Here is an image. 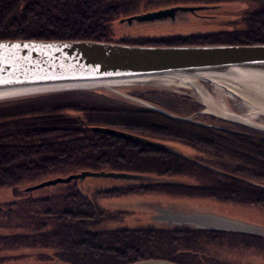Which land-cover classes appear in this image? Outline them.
I'll use <instances>...</instances> for the list:
<instances>
[{"label": "trees", "instance_id": "16d2710c", "mask_svg": "<svg viewBox=\"0 0 264 264\" xmlns=\"http://www.w3.org/2000/svg\"><path fill=\"white\" fill-rule=\"evenodd\" d=\"M231 1L234 0H0V40L110 42L113 21L138 14L141 4L146 12L180 4L210 11ZM243 1L255 6L245 15L244 31L193 34L190 38L159 37L152 44L190 46L191 41L198 40L208 45H264V0ZM167 5L173 6L166 8ZM90 92L0 101V189H11L16 195L0 206V228L7 229L0 234V264L19 261L18 258L29 259L30 264H132L145 259L203 264L198 258L201 244L264 248V237L258 235L188 226L94 231L101 223L117 217L98 208L74 182L64 187V194L29 198L24 193L26 196L19 197L17 188L24 183L43 182L57 176L66 178L88 170L142 177L141 181L100 189L93 194V200L166 190L178 196L210 195L264 207V186H245V179L235 180L232 177L238 174L228 171H233L230 166L234 169L238 166L244 177L251 173L252 178L262 179L264 183V136L215 134L192 125L180 126V121L143 107L116 109L100 104L97 93L93 96L98 100L96 97L89 100L86 94L91 95ZM107 124L119 125L124 132L130 130L128 134L135 131L138 134L133 135L155 140V145L149 147L90 129ZM172 136L207 153L228 172L218 167L217 171L208 170L183 160L161 143ZM196 169L216 176L217 186L195 189L169 178ZM152 171L155 177L147 174ZM8 227L16 231H8Z\"/></svg>", "mask_w": 264, "mask_h": 264}, {"label": "water", "instance_id": "95a60500", "mask_svg": "<svg viewBox=\"0 0 264 264\" xmlns=\"http://www.w3.org/2000/svg\"><path fill=\"white\" fill-rule=\"evenodd\" d=\"M201 9L203 8L194 6L159 9L124 18L119 23L125 22L130 26L135 22L146 24L167 19L173 21L180 13L196 14ZM158 77H173L179 81L185 77L200 80L207 78L211 81L231 77L233 81H238L236 83L247 85L248 88H255L257 83L264 86V45L156 47L86 40L71 42L40 39L0 40V101L51 93L93 91L100 85L127 87L133 82H144ZM220 88L230 94L233 93L225 85ZM155 112L180 122L206 126L195 122L193 118L175 117L161 110ZM229 116L232 119L235 118L233 122L236 124L264 131V125L257 127L242 122L238 116L235 117L232 114ZM90 129L93 132L109 134L149 147L155 145L154 141L108 127L96 126ZM172 152L182 156L177 150L173 149ZM88 177L126 182L142 180L140 175L132 173L87 170L66 178L55 177V179L46 180L27 188L26 191L33 192L45 187H54L57 184L66 185L72 181L86 180ZM153 217L154 221L170 227L188 226L197 230L225 231L264 237V227L211 213L174 212L165 207L157 209ZM132 264L176 263L150 259Z\"/></svg>", "mask_w": 264, "mask_h": 264}, {"label": "rangeland", "instance_id": "374dc122", "mask_svg": "<svg viewBox=\"0 0 264 264\" xmlns=\"http://www.w3.org/2000/svg\"><path fill=\"white\" fill-rule=\"evenodd\" d=\"M173 6V5H167ZM180 6H186L184 4H180ZM219 8L210 10V11H199L196 14H183L180 13L176 16V18L171 21L167 19L165 21H156L155 23H146L139 24L137 22L132 25H128L124 22V24H120L119 20L113 21V24L110 26V34L111 40L109 43H118L121 45H125L120 43L122 41H126L128 45H139L145 44L146 46H162V43L153 45L152 41L158 39L159 37H168L174 36L178 38L179 36L189 37L200 34H211L212 32L222 33V32H233V31H244V22L245 15L247 12L252 11L255 7L254 5L246 2V1H231V3H221L218 5ZM171 8V7H168ZM145 8L140 5L137 11L138 14H145ZM151 10H149L150 12ZM122 20V19H121ZM127 40H133L129 42ZM175 41V40H174ZM106 42V41H104ZM108 42V41H107ZM191 44L194 46L208 45L207 43H202V41H191ZM140 45V46H145ZM218 45V44H212ZM228 45V44H225ZM169 46V45H168ZM166 46V47H168ZM171 46V45H170ZM172 46H189L182 44H175ZM164 47V46H163ZM178 83L179 81H175ZM127 90H120L116 88V92H111L109 90L105 91H92L91 95H87L89 100L95 98L98 100L97 96H93L94 93L100 95L98 102L100 104H105L110 107L119 108H139L143 107V109H147L148 111H164L169 115H173L175 117L180 118H193L195 117L199 122H208V120H222L221 123H227V125L235 126L237 128H233L235 133L237 134H246L251 137L250 134L254 135L259 134L262 138L264 136V131L254 129L250 126H243L241 124L234 123L233 119L229 116V114L235 115V117H239V120L245 123H250L255 126L264 125V116L258 117H250L247 113L251 112L249 109V105L247 102L243 100V97L240 94L227 93L228 91H224L223 89L212 86L211 84L204 83L201 84L202 88L199 91V95L197 94V90L194 88H188L181 86L179 89H175L174 87H168V89H156L151 87H132ZM127 86V87H129ZM125 86H120V88H127ZM199 88V86L197 85ZM194 92V93H192ZM192 94V95H191ZM141 96V97H140ZM33 97V96H30ZM28 97V98H30ZM102 98H106L109 100H104ZM210 98V102L214 105V110L208 109L206 106H203V100L206 102ZM212 98V99H211ZM22 99V98H20ZM130 104H129V103ZM209 102V101H208ZM128 103V104H127ZM157 104L159 106L154 105ZM163 108H162V107ZM208 109V111H207ZM209 112H212L210 114ZM157 113V112H156ZM227 113V114H226ZM159 114V113H157ZM160 115V114H159ZM198 115V116H197ZM162 116V114L160 115ZM200 116V117H199ZM215 120V121H216ZM236 122V121H235ZM217 124V123H216ZM100 127L111 128L116 131H123V128L113 125H104ZM116 127V128H115ZM118 128V129H117ZM130 131V130H129ZM127 131L126 133H128ZM132 134H138L135 131L131 132ZM178 137L172 136V138H167V141L161 142L168 146L170 149L177 150L181 154H186L192 158H199L201 152L196 148L187 144L188 142L177 140ZM159 139V138H158ZM153 140V139H152ZM162 140V139H161ZM155 142V140H154ZM160 142V141H158ZM206 160H202L199 158L201 162L204 164H208L213 166L214 168H219L220 170H225L223 167L217 165L219 162H214L209 158H205ZM235 167V166H234ZM234 169L230 166L229 169L233 170L229 172L238 174V176L232 177L235 180L241 179L247 181V185H259L264 186L262 179H254L252 178L254 174L243 176V170L238 166ZM227 171V170H225ZM227 171V172H228ZM237 171V172H236ZM78 173H81L77 171ZM240 173V174H239ZM150 177H155L156 173L154 171L148 172ZM249 176V177H248ZM60 177V176H57ZM230 177V176H229ZM248 177V178H247ZM64 178V177H63ZM171 180H176L178 183L182 184V186H191L192 188H210L213 185L217 186L216 176L212 174H205V172L200 171L198 169L193 171H185L183 175L176 174L172 177H169ZM55 178L44 179L52 180ZM43 181V182H44ZM239 181V180H238ZM74 182V186H78L80 188L81 193L90 198L98 208H101L103 211L108 212L109 214H115L116 219H111V221L103 222L96 228H93L94 231H112V230H122V229H134V228H161L160 226H165L162 223H154V214H156V207H167L174 212H193V213H211L215 215H220L226 218H232L238 221H242L248 224H254L260 227H264V207H260L254 204H242L236 203L232 201L217 199L212 196L203 197L200 195H187L178 196L177 194H171L166 190H160L159 192H142V193H132L130 195H121V197L113 196L109 199H96L93 200V194L98 192L100 189H110V187H120L121 185L128 184L126 181H115L113 179H94L89 178L83 181L77 180ZM42 182H34V183H24L18 189L19 197L26 196L24 193H28L27 196L29 198H41L45 196L54 195L56 193L64 194V187L69 185L57 184L54 187H45L43 189L34 190L33 192H27L26 189L29 187H33ZM61 185V186H60ZM252 186V185H251ZM250 186V187H251ZM27 187V188H25ZM254 187V186H253ZM24 188V189H23ZM21 190V191H20ZM24 190V191H23ZM20 191V192H19ZM23 191V193H22ZM16 197L15 193L11 191V189L1 188L0 189V206L4 203L12 201L13 197ZM95 199V198H94ZM1 217H0V225H1ZM166 227V226H165ZM16 231V229H11L8 227V231ZM7 229L0 228V234H3ZM22 231V230H20ZM24 232V231H23ZM202 248H200L198 255L199 260L203 262V264H264V248L261 245H257L253 249H241V248H228L227 246L210 244L205 245L201 244ZM259 246V247H258ZM259 248L260 250H258ZM16 254L19 252L15 250ZM1 255V253H0ZM10 256V253H7ZM2 257V256H0ZM10 260L8 264H30L29 259H20ZM150 259H145L142 261H146ZM165 261V260H164ZM140 262V261H136Z\"/></svg>", "mask_w": 264, "mask_h": 264}, {"label": "bare ground", "instance_id": "6f19581e", "mask_svg": "<svg viewBox=\"0 0 264 264\" xmlns=\"http://www.w3.org/2000/svg\"><path fill=\"white\" fill-rule=\"evenodd\" d=\"M204 46H212V45H204ZM175 81H179V80L176 78H173V77H170V78L169 77H158V78H150L144 82H141V81L133 82L131 85H132V87H135V88L145 86V87H151V88L162 89V90L168 89V87L169 88L174 87L175 89H179L181 86H184V87L196 89L198 95H199V91L202 90V88L200 87L201 84L203 85L204 83H208V84H212L213 87L218 85L219 88L221 86L223 87L225 85L234 94H240L243 97V100L245 101V103L247 102V104L249 105V109L251 111V112L247 113L249 115V118L250 117L264 116V86H262L261 84L259 85L257 83V84H255V86L253 85L255 88H250V87L248 88L247 85L245 86V85H241V84L236 83L238 81H233L231 77H225L222 80H216V81H211L210 79H207V78H205V79L202 78V80H200V79L193 78V77H191V78L185 77V78H181V80L178 83H176ZM197 85L199 86V88L197 87ZM127 86H129V85H127ZM218 86H216V87H218ZM116 88H119L120 90H127L131 87L130 86L127 88H120L119 86L102 87V85H100L99 87H96V89H94V90H96V91L109 90L111 92H114V90ZM192 93H194V92H192ZM227 93L229 94V92H227ZM208 101L205 102L203 100V102H202L203 106H206L208 109L214 110V105L211 104L210 98ZM208 109H207V111H208ZM209 113L212 114V112H209ZM233 119H235V118H233ZM194 121L200 123L197 120H194ZM183 122H185V121H183ZM194 124L196 125V123H194ZM194 124H192V125H194ZM200 127H202V126H200ZM203 128H205V126Z\"/></svg>", "mask_w": 264, "mask_h": 264}, {"label": "flooded vegetation", "instance_id": "af4514ba", "mask_svg": "<svg viewBox=\"0 0 264 264\" xmlns=\"http://www.w3.org/2000/svg\"><path fill=\"white\" fill-rule=\"evenodd\" d=\"M163 117H166V116H164V115H162ZM198 116V115H197ZM200 117V116H199ZM193 119L194 120H197L195 117H193ZM216 120V119H215ZM208 120V122H206V121H204V122H200L201 124H205L206 126H205V128H203V127H198L197 125H192L190 122H180L181 123V125L180 126H182L183 124L185 125V124H187V125H192V126H196V127H198V128H202V129H206V130H208V131H210V132H212V133H215V134H219V133H221V134H226V133H228V134H236L235 133V131H234V125L233 126H231V125H227V123L225 124V123H221L222 122V120ZM178 121V120H177ZM217 123V124H216ZM173 126H178V125H173ZM235 128H237V127H235ZM163 144V143H162ZM161 144V145H162ZM164 147H166V148H168V149H170L168 146H166L165 144L163 145ZM171 151L173 150V149H170ZM177 155V154H176ZM180 158H182L183 160H185V161H189V162H192L193 164H197V165H199V166H201V167H204V168H208V170H212V171H217L215 168H213V167H210V166H208V165H205L203 162H201L200 160H199V158H202V160H206V159H204V157L206 158H209L210 156H208V154L206 153H202L201 152V154H200V157L199 158H192V157H189L188 155H186V154H182V156L181 155H178ZM211 158L212 157H210L209 159L211 160ZM139 181H141V180H139ZM160 208H163V207H160ZM156 209H159L158 207H156ZM154 221V220H153ZM154 223H159V222H157V221H154Z\"/></svg>", "mask_w": 264, "mask_h": 264}]
</instances>
